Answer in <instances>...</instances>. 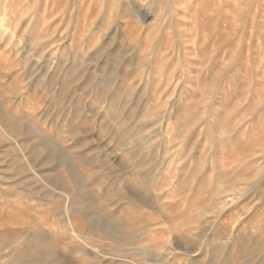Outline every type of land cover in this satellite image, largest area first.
I'll use <instances>...</instances> for the list:
<instances>
[{"label": "rangeland", "instance_id": "1", "mask_svg": "<svg viewBox=\"0 0 264 264\" xmlns=\"http://www.w3.org/2000/svg\"><path fill=\"white\" fill-rule=\"evenodd\" d=\"M0 264H264V0H0Z\"/></svg>", "mask_w": 264, "mask_h": 264}]
</instances>
